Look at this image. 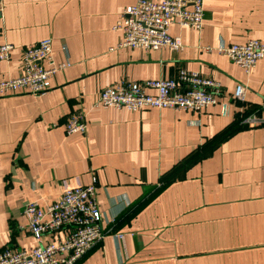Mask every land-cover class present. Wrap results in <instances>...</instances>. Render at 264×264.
I'll list each match as a JSON object with an SVG mask.
<instances>
[{
    "label": "crops",
    "instance_id": "1",
    "mask_svg": "<svg viewBox=\"0 0 264 264\" xmlns=\"http://www.w3.org/2000/svg\"><path fill=\"white\" fill-rule=\"evenodd\" d=\"M135 1L3 0L0 44L14 48L0 63V80L17 76L21 50L46 38L54 60L70 65L43 95L0 97V250L36 245L28 200L45 207L95 178L105 236L75 264H264V123L230 130L246 115L264 119V108L255 109L263 103L264 58L245 73L216 51L249 38L264 43V0H204L201 30L169 28L180 50L118 46L122 33L113 26ZM181 69L219 82L217 103L199 112L95 106L106 86ZM237 84L246 88L243 103L232 98ZM78 112L85 132L67 134ZM205 141L216 143L180 169ZM58 237L60 229L43 242Z\"/></svg>",
    "mask_w": 264,
    "mask_h": 264
},
{
    "label": "built area",
    "instance_id": "2",
    "mask_svg": "<svg viewBox=\"0 0 264 264\" xmlns=\"http://www.w3.org/2000/svg\"><path fill=\"white\" fill-rule=\"evenodd\" d=\"M204 0H136L122 9L114 29L122 33L120 47L145 50L167 47L180 50L181 37L169 34L172 24L201 30L204 19ZM3 0H0V12ZM14 46L0 44V63L9 58ZM66 50V47H62ZM240 66L245 73L264 58V43L249 38L242 44L221 45L216 48ZM69 61L56 62L52 55L49 38L24 47L20 55V70L17 76L0 80V97L28 93L43 95L52 86L55 74L67 68ZM146 88L154 93H147ZM245 86L237 84L233 101L245 100ZM221 85L211 77L197 71L181 69L176 77L147 79L144 81L120 80L102 88L95 106L125 108L140 111L146 108H173L181 111L199 112L204 107L217 103ZM264 108V85L262 90ZM244 124L257 125L264 119L255 114L242 118ZM83 112L73 114L66 122V133L85 132ZM96 179L90 184L62 191L52 203L42 207L36 200L24 205L27 229L36 240L29 249L0 250V264H75L105 233L101 230L102 212L97 201ZM62 230L63 237L55 242H43V236L54 230ZM121 237V234L117 235Z\"/></svg>",
    "mask_w": 264,
    "mask_h": 264
},
{
    "label": "trees",
    "instance_id": "3",
    "mask_svg": "<svg viewBox=\"0 0 264 264\" xmlns=\"http://www.w3.org/2000/svg\"><path fill=\"white\" fill-rule=\"evenodd\" d=\"M256 110H260L261 109V105H257L255 107ZM247 116V115H246ZM247 125L242 123L241 121H237L235 124V127H233L232 129H230L231 131L233 130H238L241 128L246 127ZM229 131V132H231ZM212 142L216 143V141H210V142H204L203 144L199 145L188 157L187 159H185V161L181 162L179 164V168L182 169L186 166H189L192 163H195L196 161H199L201 159H203L208 150L210 149V147L212 146ZM179 168H175L173 171H171L169 173V175L161 177L160 182H159V188H163L165 185H167L172 179L175 178V176L177 175V173L179 172Z\"/></svg>",
    "mask_w": 264,
    "mask_h": 264
}]
</instances>
